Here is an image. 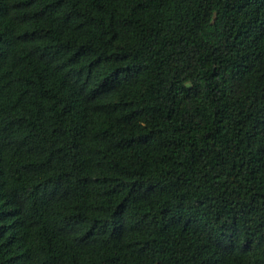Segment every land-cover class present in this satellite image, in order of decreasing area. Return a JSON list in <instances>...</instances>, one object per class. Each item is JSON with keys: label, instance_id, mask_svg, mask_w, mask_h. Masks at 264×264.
<instances>
[{"label": "trees", "instance_id": "16d2710c", "mask_svg": "<svg viewBox=\"0 0 264 264\" xmlns=\"http://www.w3.org/2000/svg\"><path fill=\"white\" fill-rule=\"evenodd\" d=\"M0 264H264V0H0Z\"/></svg>", "mask_w": 264, "mask_h": 264}]
</instances>
